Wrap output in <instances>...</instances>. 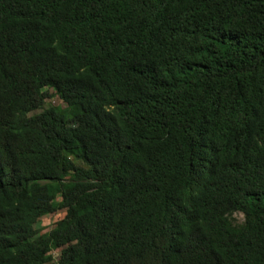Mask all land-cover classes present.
<instances>
[{"label":"trees","instance_id":"trees-1","mask_svg":"<svg viewBox=\"0 0 264 264\" xmlns=\"http://www.w3.org/2000/svg\"><path fill=\"white\" fill-rule=\"evenodd\" d=\"M0 264H264V0H0Z\"/></svg>","mask_w":264,"mask_h":264},{"label":"rangeland","instance_id":"rangeland-1","mask_svg":"<svg viewBox=\"0 0 264 264\" xmlns=\"http://www.w3.org/2000/svg\"><path fill=\"white\" fill-rule=\"evenodd\" d=\"M50 104H55L63 107L65 110H67V104L64 102L58 95H53L46 99V102L43 104V106H47ZM42 106V107H43ZM42 107L37 108L35 111L40 110ZM76 108V107H75ZM77 109V108H76ZM66 115H69V112H65ZM63 209H60L58 211H54L52 213L44 214L40 217L39 221L36 222V225H42L43 227H46L54 222V220L62 215ZM232 216L235 221L240 222L243 220V212L241 211H235L232 213ZM44 229V228H42Z\"/></svg>","mask_w":264,"mask_h":264}]
</instances>
